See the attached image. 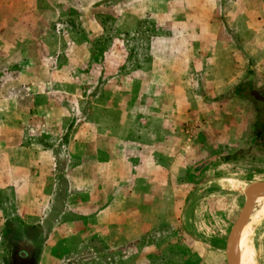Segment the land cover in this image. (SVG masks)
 <instances>
[{
  "label": "rangeland",
  "instance_id": "rangeland-1",
  "mask_svg": "<svg viewBox=\"0 0 264 264\" xmlns=\"http://www.w3.org/2000/svg\"><path fill=\"white\" fill-rule=\"evenodd\" d=\"M72 1L74 6L48 26L51 41L41 47L44 59L37 64L42 61L53 72L66 65L70 90L60 92L65 96L64 104L49 110L43 107L40 112L25 107V122L8 127L9 137L18 138V147L25 152L23 162H53L58 164L53 178L67 182L87 175L90 183L99 177L95 161L116 151L119 158L113 163L115 169L104 170V181H117L122 196L130 194L135 184L137 195L151 198L146 208L151 211L152 235L146 242L143 244L142 235H138L122 243L127 237L123 235L121 244L116 245L119 249L112 250L106 243L103 249L92 245L81 254L85 264H227V239L244 205L245 192L252 183L264 181V154L257 155L252 149L245 154L255 153L256 158L227 160L240 150L234 149L216 150L206 157L216 145L211 135L219 123L210 127L201 123L197 132L198 124L189 120L200 117L201 101L209 105V119L226 114L217 101L233 93L228 87L244 76L250 78L253 55L259 46L264 51V25L255 26V20L264 18V6H255L258 0ZM11 70V65L0 67V78ZM115 83L118 87H113ZM162 84L177 86L179 93H185L184 116L174 129L184 134L179 140L184 146L181 157L177 163L162 165L165 170L153 162L149 169L134 172L129 163L143 168L142 149L150 126L144 114L145 96L151 95L152 132L156 134L160 94L167 98L175 93ZM24 87L29 96L28 85ZM242 89L253 105L254 100L262 102L254 93L264 95V88H253L252 81ZM103 100L110 110L118 112L123 107L125 113L116 116V122L110 121V114L108 120L99 123L97 108ZM261 107L264 110V105ZM38 113L46 120L26 122L27 118L35 120L33 115ZM106 131L120 134L118 137ZM82 132H88L89 138L81 140ZM80 141L91 148L82 157ZM94 148L99 154L92 153ZM69 151L75 154L74 162L82 159L86 164L87 160L92 168L80 172L78 165L67 171ZM14 157L8 154L9 161ZM253 229L254 263L264 264V218H259ZM26 235L27 239L35 237L33 232ZM9 237L14 243L19 241V236Z\"/></svg>",
  "mask_w": 264,
  "mask_h": 264
},
{
  "label": "crops",
  "instance_id": "crops-1",
  "mask_svg": "<svg viewBox=\"0 0 264 264\" xmlns=\"http://www.w3.org/2000/svg\"><path fill=\"white\" fill-rule=\"evenodd\" d=\"M71 6H74L72 0H0V67L11 65L12 69L10 74L5 73L0 78V264H85L81 254L88 248L91 249L92 245H99L103 249L106 243L115 250L116 245L121 244L123 235L127 237L122 243L142 235L140 238L144 240L143 244L152 235L151 211L146 208L151 198L146 194L137 195L135 184L130 194L122 196L117 181H104V170L112 172L115 169L113 163H117L119 158L116 151L105 153L107 157L102 161H95L96 169H100V172L97 170L96 175L99 177L94 182L89 183L87 175L84 178L80 176L78 180L70 178L66 182L53 178V171L58 165L56 163L25 164V152L18 147V138L9 137V126L25 122V107L36 108L40 112L43 107L49 110L57 104H64L65 96L60 92L70 90L67 88L70 87L67 86L69 81L66 82V79H69L66 65L53 72L51 66L42 61L40 66L37 64L41 58L44 59L40 53L41 47L51 41V38H47L48 26ZM255 6H264V3L258 0ZM263 25L264 18L255 20V26ZM253 59L255 65L251 68L250 78L244 76L241 81L228 87L227 91L240 84L250 85L252 81L253 88H264V51H260V46ZM26 84L31 92L29 96L24 93ZM118 84L115 83L113 87ZM148 86L151 87V84ZM103 87L106 88L107 85ZM175 87L177 89V86ZM163 88L175 90V93L169 94L167 98L163 93L160 94V113L158 118L153 120L156 134L152 132L151 95L148 93L147 98L145 96L144 114L150 126L147 129V141L142 149L143 168H137L135 162L129 163L133 166L129 165V169L134 172L137 169H149L153 162L165 170L166 167L162 165H168V161L171 164L177 163L181 157V149L183 150L184 146L179 140L184 138V134L174 129H178L184 116L187 105L184 101L185 93H179L178 89L169 85H163ZM52 91L55 92L51 93ZM161 91L163 92L162 89ZM259 95L262 98L261 104H264V95ZM190 99L193 103V97ZM104 101H101V106L97 108L99 123L103 124L108 120L110 114V121L116 122V116L125 113L124 108L114 112ZM125 101L129 103V100ZM217 103L223 105V109L219 108V111L224 110L226 114H218L219 118L216 117L214 121L209 119V105L201 101L198 105L200 117L189 120L198 124V127H195L197 132L201 123L205 126L219 123L217 130L211 135L216 145L213 146V152H209L206 157L213 156L216 150L234 152L236 149L245 148L252 145L254 139L252 125L256 118L255 103L253 105L246 94L238 96L228 93V96L221 98ZM33 116L36 117L35 120L27 118L26 122L46 120L40 113ZM220 119L222 120L219 121ZM233 132L236 135H233ZM108 133L118 137L120 134L116 131ZM89 136L88 132H82L80 139L85 140ZM89 149L91 148H88L85 141H80L81 157L86 155ZM94 149L96 151L92 153L99 154L98 148ZM9 153L15 156L10 161ZM68 154L67 171L75 170V166L81 165V172L91 166L87 160L86 164L82 159L74 162L72 158L75 154L71 151ZM210 159L209 157L207 160ZM136 175L134 174L135 179ZM23 177L32 180L27 182ZM140 180L141 178H138L137 182L141 183ZM28 187L31 190L27 189ZM30 232H33L35 237L27 239L26 234ZM9 235L19 236V241L14 243Z\"/></svg>",
  "mask_w": 264,
  "mask_h": 264
},
{
  "label": "bare ground",
  "instance_id": "bare-ground-1",
  "mask_svg": "<svg viewBox=\"0 0 264 264\" xmlns=\"http://www.w3.org/2000/svg\"><path fill=\"white\" fill-rule=\"evenodd\" d=\"M264 218V187H260L254 202L248 207L246 220L239 233L236 247L231 255L233 264H255L251 237L259 218Z\"/></svg>",
  "mask_w": 264,
  "mask_h": 264
},
{
  "label": "trees",
  "instance_id": "trees-1",
  "mask_svg": "<svg viewBox=\"0 0 264 264\" xmlns=\"http://www.w3.org/2000/svg\"><path fill=\"white\" fill-rule=\"evenodd\" d=\"M244 85L248 87L247 83L244 84H240L236 87L233 88V94L238 95V96H245V94L243 93V87ZM256 101L255 103V110H256V118L255 121L252 125V135H253V143L252 145L248 146L246 149H240L238 151H236L234 154H232L231 156H227L226 159L230 160V159H237L240 157H247L250 156L251 158H256V154L258 155V153L260 155L264 154V110L262 109L261 101L258 100H254ZM252 149H255L257 151V153L255 154H245V152H248Z\"/></svg>",
  "mask_w": 264,
  "mask_h": 264
},
{
  "label": "water",
  "instance_id": "water-1",
  "mask_svg": "<svg viewBox=\"0 0 264 264\" xmlns=\"http://www.w3.org/2000/svg\"><path fill=\"white\" fill-rule=\"evenodd\" d=\"M254 96H256L259 99H262L258 92H255ZM262 186L264 187V181L254 182L248 186L245 192L246 196H245L244 205L242 206L240 212L238 213L236 222L233 225L229 237L227 239V244L225 248V257L227 264H233L231 255L236 247L239 233L242 230V227L245 223L247 209L254 202L256 192Z\"/></svg>",
  "mask_w": 264,
  "mask_h": 264
}]
</instances>
